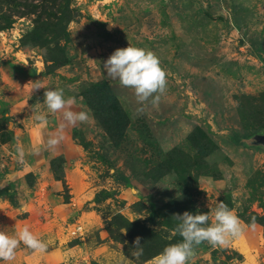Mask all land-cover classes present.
Listing matches in <instances>:
<instances>
[{
	"label": "rangeland",
	"instance_id": "rangeland-1",
	"mask_svg": "<svg viewBox=\"0 0 264 264\" xmlns=\"http://www.w3.org/2000/svg\"><path fill=\"white\" fill-rule=\"evenodd\" d=\"M33 4L0 0V264H264V0Z\"/></svg>",
	"mask_w": 264,
	"mask_h": 264
},
{
	"label": "trees",
	"instance_id": "trees-1",
	"mask_svg": "<svg viewBox=\"0 0 264 264\" xmlns=\"http://www.w3.org/2000/svg\"><path fill=\"white\" fill-rule=\"evenodd\" d=\"M22 1V0H18ZM24 1H37L38 2V7L33 4L36 8L29 9V11H20V13H27V12H39L41 10L44 14H48L50 17H55L57 21L53 23H49L45 20H39L40 22L38 23L39 25L37 26L36 33L40 35H44L45 32H57L60 30V27L62 31H64V19L65 21L70 19L71 14L69 10V4L72 0H24ZM28 5V4H27ZM38 8H40L38 10ZM58 13L61 16H56V13ZM42 13V14H43ZM58 25L57 28H55V25ZM65 32V31H64Z\"/></svg>",
	"mask_w": 264,
	"mask_h": 264
},
{
	"label": "bare ground",
	"instance_id": "bare-ground-1",
	"mask_svg": "<svg viewBox=\"0 0 264 264\" xmlns=\"http://www.w3.org/2000/svg\"><path fill=\"white\" fill-rule=\"evenodd\" d=\"M242 249H244L245 251H248V248H246L247 246H245L244 244L241 245ZM248 253V252H247ZM245 254V253H244ZM249 255V254H248Z\"/></svg>",
	"mask_w": 264,
	"mask_h": 264
},
{
	"label": "water",
	"instance_id": "water-1",
	"mask_svg": "<svg viewBox=\"0 0 264 264\" xmlns=\"http://www.w3.org/2000/svg\"><path fill=\"white\" fill-rule=\"evenodd\" d=\"M263 139H264V135H263Z\"/></svg>",
	"mask_w": 264,
	"mask_h": 264
}]
</instances>
